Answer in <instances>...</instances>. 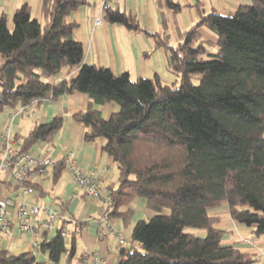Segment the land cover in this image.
<instances>
[{"label": "trees", "instance_id": "trees-1", "mask_svg": "<svg viewBox=\"0 0 264 264\" xmlns=\"http://www.w3.org/2000/svg\"><path fill=\"white\" fill-rule=\"evenodd\" d=\"M83 0H40L39 17L21 4L8 15L0 8V112L64 94L81 93L88 106L72 115L85 128L84 140L104 139L103 152L118 170L116 185L107 188L109 218L128 226L135 197L148 215L137 221L128 242L119 243L114 264H257L255 254L223 242L228 232L214 210L225 205L227 218L251 229V242L264 237V0H250L226 15L204 14L176 45L167 23L150 33L119 8L104 9V20L151 37L163 48L175 74L173 84L152 78L131 80L127 73L83 62L77 24L70 15ZM160 9L178 13L180 5L159 1ZM216 41L203 39L200 29ZM79 67L70 80L54 82L65 69ZM114 103L104 117L93 105ZM62 126L53 116L35 123L26 136H15L23 153L37 142H51ZM64 170L53 167V182ZM23 187L42 193L33 181ZM18 187H16L17 189ZM185 228L203 230L204 237ZM60 231L44 233L35 252L11 254L0 248V264H42L39 254L57 264L73 259Z\"/></svg>", "mask_w": 264, "mask_h": 264}, {"label": "crops", "instance_id": "crops-1", "mask_svg": "<svg viewBox=\"0 0 264 264\" xmlns=\"http://www.w3.org/2000/svg\"><path fill=\"white\" fill-rule=\"evenodd\" d=\"M83 1L84 4L70 15L69 20L77 24L74 38L82 45L84 63L107 68L116 75L127 73L131 80L147 79L157 75L161 82L168 85L176 81V76L168 67L163 48L155 47L153 39L144 33L132 32L123 26L107 23L103 18L104 9L117 7L129 12L136 18L139 26L150 33L161 31L165 20L169 42L176 45L182 40L183 33L200 21L198 7L204 11V14L217 12L226 15L236 11L240 4L250 2V0H172L181 7L178 13H172L166 8H159L158 2L165 0ZM24 3L31 7L32 16L38 18L40 0H0V8L8 15L9 23L15 8ZM203 28L200 29L202 38L215 42L216 37L209 35ZM78 70L79 67L65 69L55 75L54 82L70 80L76 76ZM89 101V98L81 93L64 94L55 100H43L31 104L35 110L33 116L22 114L20 108H5L0 112V131H9L14 137L26 136L35 123L45 124L53 116H60L62 126L55 138L49 143L37 142L30 152L34 155L43 154L45 146H49L51 157L55 161H60L67 152L71 151L84 173L99 180L102 195L95 200L87 197L84 190L75 185L72 177L65 170L61 171L58 180L53 182L52 169L39 184L42 193L34 191L32 194H24L21 188L19 190L8 184L0 185L1 195L7 193L9 196H19L29 205L49 206L63 218V227L69 231L66 244H69L70 238L73 237L77 252L73 259L64 256L57 264H90L87 258L93 253H97L100 257V264H114L119 247L117 234L122 235L128 242L133 225L148 215L145 201L135 197L126 207L134 212L128 226H125L119 218L107 216L103 198L107 194L108 186L117 184V167L102 150L104 139L86 142L85 128L72 119V115L84 110ZM93 109L108 117L117 111V106L114 103H107L93 105ZM8 220L10 224L6 230L0 231V248L11 254L35 252L34 245L40 243L42 236H32L19 231L15 225L14 210L10 211ZM74 223L83 226L78 236L72 232ZM59 226L57 224L48 236H52ZM227 227L235 228L237 234L228 233L224 236L223 242L226 245H234L244 252L255 254L258 258L257 264H264V237L251 242V229L238 230V224L232 221L227 222ZM37 259L42 264H53L46 254H39Z\"/></svg>", "mask_w": 264, "mask_h": 264}, {"label": "built area", "instance_id": "built-area-1", "mask_svg": "<svg viewBox=\"0 0 264 264\" xmlns=\"http://www.w3.org/2000/svg\"><path fill=\"white\" fill-rule=\"evenodd\" d=\"M20 112L27 116H33L35 110L31 105L21 107ZM64 170L70 174L75 185L82 188L85 195L90 199H99L102 195L99 180L92 175H86L80 167L74 153L69 151L63 157ZM51 157L50 147L45 146L43 154L34 155L31 152L23 153L20 143L15 140L9 131H0V185L8 184L11 187L22 189L24 194H32L34 191L29 187H23L24 182L33 181L41 184L43 179L49 175V172L57 164ZM37 178H35V176ZM104 204L109 205V198H103ZM14 210L16 226L22 233L32 236H42L54 230L59 224L61 237L66 240L69 231L63 227V218L49 206L29 205L19 196H9L7 193L0 194V231L6 230L10 221L8 215ZM83 226L74 223L72 232L78 236ZM120 244L125 242V238L117 234ZM38 249L39 244L34 245ZM90 264H100L101 259L97 253L91 254L88 258Z\"/></svg>", "mask_w": 264, "mask_h": 264}, {"label": "rangeland", "instance_id": "rangeland-1", "mask_svg": "<svg viewBox=\"0 0 264 264\" xmlns=\"http://www.w3.org/2000/svg\"><path fill=\"white\" fill-rule=\"evenodd\" d=\"M203 29H205L207 31V33H209V35H212L213 37L215 36V34L212 31H210L206 28H203ZM205 37L208 38L206 35H205ZM212 212H214V214L220 215L224 218L222 220V222L218 225V227L226 230L229 234L230 233L237 234V230L235 228L230 229L229 227H227V222H230V220L227 218L228 216H227V210H225V205H222L221 207L217 208L216 210H214ZM242 229L246 230V228L244 226L238 225V230H242ZM184 230L186 232L194 234L197 237H204L205 236V232L203 230L193 229V228H185Z\"/></svg>", "mask_w": 264, "mask_h": 264}]
</instances>
